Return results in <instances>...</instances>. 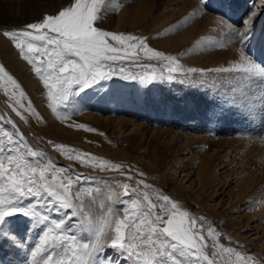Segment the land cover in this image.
<instances>
[{
	"label": "snow or ice",
	"instance_id": "obj_1",
	"mask_svg": "<svg viewBox=\"0 0 264 264\" xmlns=\"http://www.w3.org/2000/svg\"><path fill=\"white\" fill-rule=\"evenodd\" d=\"M110 5L111 0H69L58 12L44 15L39 22L27 24L24 30L3 32L41 81L47 107L57 117L62 109H76L97 96L100 99L110 96L117 86L108 82L115 76L150 84L186 75L176 56L152 49L146 37L102 29L99 24ZM255 16L256 12H251L240 27L221 19V24L232 33L230 42H239L238 57L229 66L191 68L187 72L199 71L201 76L209 72L229 74L243 80L246 86L259 89L264 96V65L245 51ZM142 59L160 62L161 71L126 73L125 62L152 68L151 64L141 63ZM0 89L11 101L12 112L25 124L29 123L25 112L43 119L31 102L27 107L21 103L25 93L3 65H0ZM17 93L21 99L16 98ZM228 103L239 109L248 107L242 91ZM64 118H68L66 114ZM0 125H10L12 129L0 126V240L24 247L15 218H27L32 227L40 230L38 242L28 251L29 264H121V259L123 264H264V260L226 247L214 227L201 223L204 217L197 218L169 195L152 191L144 179L126 175L124 180L115 181L122 189L113 192L115 203L123 204V208L114 210L111 204L97 205L94 193L101 191L95 186L98 182L58 167L43 150L29 143L7 114H0ZM75 127L94 131L84 125ZM49 143L82 167L100 171L124 167L65 145ZM135 175L145 177L143 172ZM85 183L88 187H84ZM83 196L89 198L88 203ZM108 200L112 201L113 196L109 195ZM97 211L103 213L99 219ZM61 212L60 219L51 215ZM108 249L117 254L115 261L105 254Z\"/></svg>",
	"mask_w": 264,
	"mask_h": 264
},
{
	"label": "rangeland",
	"instance_id": "obj_2",
	"mask_svg": "<svg viewBox=\"0 0 264 264\" xmlns=\"http://www.w3.org/2000/svg\"><path fill=\"white\" fill-rule=\"evenodd\" d=\"M112 1L108 14L104 16L103 22L99 26L116 34L146 37L147 43L152 49L166 55L176 56L183 65L186 75L178 74L177 79L173 81L157 80L150 84H141L138 81L120 79V77L115 76L112 81L108 82L109 85L115 84L117 86L112 90L110 96L104 99L97 96L87 104L79 105L76 109H62L60 116L57 117L47 107L46 90L32 71L31 66L20 57L19 52L16 53L11 50L13 54L8 57L3 52L5 50L0 46V65L5 67L6 71L21 85L25 93L23 99L19 97L18 93L16 98L21 99V103L25 107L31 102L32 107L43 119L38 120L35 116H30L25 112L35 119L32 130L12 112L9 107L11 101L4 95L2 89H0V114H7L14 120L29 143L43 150L58 167L71 169L76 174H83L98 182L95 186L101 191L94 193L97 205L111 204L114 210L123 208V204L115 203L116 196L113 192L122 191L115 181L124 180L126 175H132L136 180L144 179L146 183L152 186V191L163 192L180 202L193 216L204 217L205 219L201 223L214 227L221 234V243L226 247H234L237 251L256 257L257 260H264V172L261 170L255 172L254 178L248 182L252 185L249 186L251 195L248 201H245L246 194L239 201L235 197L236 201L233 200L231 208L225 211L227 215L238 216L241 214L240 210L245 208V211H242L245 216L241 219L242 221L237 222L238 229L241 227L239 231L244 233L251 230L254 225L261 224L260 238L250 242L241 238L236 234V226H231L232 222L219 213L221 210L216 211L211 206L222 196L226 199V194H229L231 190L228 187L234 183V179H231L228 184L223 185L225 176L232 174L236 162L233 157L228 158V156L234 154L236 157H243L246 155L248 147L254 146L259 153V158H261L258 162L261 164L264 162L262 161L264 160V96L261 95L259 89L254 86L248 87L243 80L229 74L209 72L207 75L201 76L199 71L197 73L187 72V69L191 68L208 70L229 66L234 58L238 57L239 42H234L235 52L228 49L229 46H233L230 42L233 40V36L227 26L221 24V19L226 20L234 27H240L242 21L253 11L256 12L253 20L255 22L257 19L259 23L253 24L249 40L245 45V51L257 63L264 65V57L261 55L264 54V1L204 0L202 4L201 0H198L204 9V14L218 17V21L208 30V34L203 31V26L197 29L198 32L195 34V36L205 39L211 35L213 38L207 40L213 42L215 47L205 51H218V62L207 60L211 65L205 62L204 66L195 65L193 61L187 63V59L180 56L182 51L180 49L172 51L166 49L164 45L156 43L155 41L161 38L159 36L162 31L161 28L152 35L153 32H148L144 25L131 29L129 23L123 22L117 27L118 12L114 6L115 2ZM144 1L148 0H120L119 2L129 6L133 4L138 6ZM68 2L69 0H0V33L24 30L27 24L39 22L46 14H55ZM184 4V1L160 0L159 8L162 10L165 5L168 6L171 13H175V19H180L182 15L180 10L186 8ZM199 16L201 14L192 17L188 23H195L197 19L200 20ZM198 60L200 61L199 58ZM14 61H22L26 65L27 71H16L11 64ZM141 63L151 64L152 68H143L125 62L126 73L161 71L160 62L142 59ZM23 74L27 75L28 78H24ZM33 80L36 81L34 90L30 88V83ZM241 91L244 93L248 105L246 109H239L228 103L233 97L239 96ZM88 95H91V90H89ZM115 99L118 101L116 102ZM65 114L67 119L64 118ZM118 118L124 119L125 123L130 121L128 122L129 126L135 123L142 125V128H156L160 130L161 136L159 140L155 141V145L149 144L150 150L144 154L142 146L148 142L146 141L148 140L147 137L140 143L138 133L137 141L129 138L128 131L119 135L116 127V119ZM58 124L72 131L62 134L61 130L55 127ZM76 125H84L94 131H85L75 127ZM0 126L12 130L10 125ZM171 132L180 133L181 137L188 133L199 135L202 138L198 142L191 140L193 141L190 142L192 145L186 146L183 138H175L172 141L169 135ZM163 137L168 141L167 143L161 142ZM49 141L52 144L65 145L81 154L87 153L124 167L120 170L105 171L87 166L82 167L75 160L67 159L54 150ZM217 145L223 148L220 152L222 156L214 157L219 167L214 168L212 166L214 172L210 171L211 176L207 190L202 189L197 197L193 191L179 187L176 179L168 172L169 168L178 167L187 173L191 171L194 173L207 150L217 148ZM97 149L99 151H96ZM101 150L103 151L100 152ZM198 153L204 154L198 155ZM137 172L145 173V177L136 176ZM190 177L195 178L192 174ZM73 180L76 183L75 177ZM215 186L218 187L219 192L213 197L211 188ZM84 187H88V184L85 183ZM225 188H228L227 192L221 193ZM234 192L238 191L235 190ZM109 195L113 196L112 201L108 200ZM83 198L85 203L89 202L88 197L83 196ZM122 199L127 200L128 197H122ZM100 213L97 211L96 216ZM51 215L55 219H60L63 212L51 213ZM15 224L17 225L18 236L24 242V247H16L6 240H0V264H29L28 251L38 242L40 230L32 227L27 218L18 216L15 218ZM245 224H248L247 228L242 227ZM85 239L88 237L85 236ZM235 242H239V245ZM105 254L111 256L114 261L117 259V254L111 249H108ZM232 259L235 258L232 257ZM121 264H123L122 259Z\"/></svg>",
	"mask_w": 264,
	"mask_h": 264
},
{
	"label": "bare ground",
	"instance_id": "obj_3",
	"mask_svg": "<svg viewBox=\"0 0 264 264\" xmlns=\"http://www.w3.org/2000/svg\"><path fill=\"white\" fill-rule=\"evenodd\" d=\"M113 1L115 2L114 6L117 8L116 11L118 12V17H117L118 26L117 27H119V25H121L123 22L125 24L129 23L131 29H134L136 27H141L142 25H144L148 32H153L152 35L156 34L161 28L162 31L159 34L161 38L156 40L155 42L158 44L164 45V47L168 50H172V51L173 50L177 51V49L182 50L180 52V56L183 59H187L188 61L187 63H191V61H193L195 65L197 64L199 66H204L206 64L205 62L211 65V63H209L207 60H211V62H214V61L218 62L217 61V58H218L217 50L205 51V50H210L215 47L213 45V42H209L207 40V39H212L213 37L209 35L206 37L207 39H205L204 37L195 36V34L198 32L197 29H200L201 26H203V31H206L208 34L209 33L208 30H210L212 26L218 21L217 16L215 15L209 16L207 14H204V9L201 7L198 0H190V2L189 0H178V1H184L185 2L184 5L187 8V9L184 8L180 10L181 11L180 14H182L180 19H175V13L174 12L171 13L170 8H168V6L166 5L161 10V8H159L160 0H148L146 2L144 1L141 4H138V6H135V4H133L132 6H129L128 4L126 5L125 3L119 2L120 0H113ZM199 14H201V16H199L201 18L200 20L197 19L195 23H192V22L188 23L189 19H191L192 17L198 16ZM254 23L255 24L259 23V20L256 19ZM179 30H182V31H179ZM232 44L233 46H229L228 49L231 52H235L234 42H232ZM0 46L2 47V49L5 50L3 52H5V55L8 57L9 55L13 54L11 50L18 53V50L13 47L10 41L6 37H4L2 33H0ZM198 58L200 59V61L199 60L197 61ZM11 64H12V67L16 69V71H20V72L27 71L26 65L22 61H14ZM22 76L24 78H28L27 75L23 74ZM35 86H36V81L33 80L30 83V88L34 90ZM115 101L117 102L118 99H115ZM116 102L115 104H117ZM117 107H119V105H117ZM24 114L28 117V120H29V123H27V126H29L33 130L34 129L33 123L35 119H33V117H30L26 113ZM88 116H93V115H88ZM48 117L50 118L49 115ZM123 120L124 119H119V118L116 119V127L119 132V135L124 134L126 131H128V134L130 135L129 138L131 140L134 139L135 141H137L139 137L140 143H142L143 139L147 137L148 140L146 141L148 142L142 146L143 147L142 151L144 152V154H147L148 151L150 150L149 144L152 145L155 143L156 140H159L161 136V134L159 133L160 130H157L156 128H152V129L142 128L141 127L142 125H138L135 123H133L132 126H129L128 122L130 121L125 123V121ZM55 127L61 130L62 134L70 133L72 131V130H68L64 128L60 124H58ZM137 133H138V137H137ZM169 135L171 136L172 141L175 140V138L177 139L183 138L182 140H184V144L186 146L192 145V143L190 142H193V141L191 140H195L198 142L202 138L199 135H191L188 133L184 137H181L180 133H175V132H171V134ZM162 140L163 141L161 142H165V143L168 142L165 139V137H163ZM107 149H105V151H107ZM99 150L97 149L96 151H99ZM222 150L223 148L218 147L217 145V148L209 149L207 150L205 154L198 153V155L204 154V156L203 157L201 156L202 159L199 162L194 173L192 171L190 173H187L184 170H182V168H178V167H170L168 172L171 174L172 177L176 179L179 187L187 191H193L194 193L197 194V197H198L202 189L205 188L204 190H207V186H208L207 184L210 181V176H211L210 171L214 172L213 171L214 168L219 167L218 163H216V161L214 160V157L218 155L222 156V153H220ZM102 151L103 150H101L100 152ZM245 154H246L245 156L240 157V158L236 157L234 154H232L231 156H228V158L233 157V159L236 162L234 161L235 167L233 169L232 174L231 175L228 174L225 176L223 185L228 184L231 179L232 180L234 179V183L231 184V187H228L231 190L229 194H226L227 198L224 199V196H222L221 198L218 199V201L211 204V206L214 207L216 211L221 210L219 211V213L224 215V217H226L228 221L232 222L231 226L233 227L236 226V229H237L236 234H238L241 238L248 240L250 242V241L256 240L257 238H260L261 234L259 232V229L261 227V224L254 225V227L251 230L243 233L242 231H239L241 227L238 229L239 225L237 222L242 221L241 219L245 216V214L242 213V211H245V208H243L242 211L240 210L241 214H239L238 216H235L232 214L230 215L225 214V211L231 208V204L233 200L236 201L237 199V201H239L246 194L245 201H248V198L251 195L249 186L250 187L252 186L248 182L254 178L255 172L257 173V171L259 170L264 172V162L262 164L258 162V160L261 158H259V153L254 146L248 147ZM212 166L214 168H212ZM190 174H192L193 177L195 178H191ZM228 188H225V190L222 191L221 193L227 192L226 190ZM235 190L238 192H234ZM211 192L214 195L213 197L218 195V192H219L218 187L215 186L214 188H211ZM102 215L103 213L101 212L98 216H96V218L99 219ZM242 227L247 228L248 224H245Z\"/></svg>",
	"mask_w": 264,
	"mask_h": 264
}]
</instances>
